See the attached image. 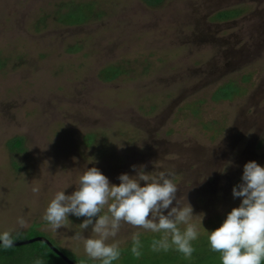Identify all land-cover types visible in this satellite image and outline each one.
Returning <instances> with one entry per match:
<instances>
[{
	"label": "rangeland",
	"instance_id": "obj_1",
	"mask_svg": "<svg viewBox=\"0 0 264 264\" xmlns=\"http://www.w3.org/2000/svg\"><path fill=\"white\" fill-rule=\"evenodd\" d=\"M186 3L0 0V233L44 236L78 264H100L73 237L85 217L70 214L53 231L42 216L57 191H75L87 167L119 185V175L143 166L151 175L174 172L178 197L186 193L194 215L204 214V228L186 258L174 248L153 251L159 234L126 224L113 264H220L204 229L239 206L232 189L243 166H264V44H252L264 0L223 2L240 13L218 24L189 17ZM229 48L234 56H223ZM108 67L117 72L111 79ZM15 136L22 150L10 146ZM137 231L140 257L131 253ZM30 247L0 256L1 264H28Z\"/></svg>",
	"mask_w": 264,
	"mask_h": 264
},
{
	"label": "clouds",
	"instance_id": "obj_2",
	"mask_svg": "<svg viewBox=\"0 0 264 264\" xmlns=\"http://www.w3.org/2000/svg\"><path fill=\"white\" fill-rule=\"evenodd\" d=\"M132 167L136 169L135 165ZM173 176L171 170L151 175L141 166L136 175H119L120 183L115 185L99 168L87 167L79 176L75 191L66 195V188L55 193L42 219L57 231L70 222V214L85 217L73 237L83 240L85 255L100 264H113L121 258L116 237L126 224L159 234V238L152 240L153 251L167 252L174 248L190 258L204 214L194 215L186 193L178 197L180 188ZM32 191L38 195L39 188ZM232 195L240 198L239 206L231 209L218 228L204 229L210 249L219 253L220 264H264V166L256 161L247 162ZM197 216L201 217L199 224L193 219ZM18 224L22 228L27 226L23 218L18 219ZM89 227L92 235L85 237L83 233ZM140 235L137 231L132 236L131 253L136 257L141 256ZM15 239L11 231H4L0 233V246L11 248ZM34 264L44 261L37 258Z\"/></svg>",
	"mask_w": 264,
	"mask_h": 264
},
{
	"label": "flooded vegetation",
	"instance_id": "obj_3",
	"mask_svg": "<svg viewBox=\"0 0 264 264\" xmlns=\"http://www.w3.org/2000/svg\"><path fill=\"white\" fill-rule=\"evenodd\" d=\"M150 3H154L157 4L158 2H160L161 0H149ZM187 3L186 5H188L187 7V11H191V13L189 12V17L191 15V17L194 15H197L198 17H212L213 19H217L218 21L216 22H212L210 21V23L212 24H218L224 20L221 21V19H225V18H229L231 16L233 17V21H236V17L237 15L240 13H238L237 9H224L223 8V2H225L226 4L232 3L233 1L236 0H200L202 2V4L200 6H193V0H185ZM189 1H191V5L189 6ZM223 1V2H222ZM222 2V3H221ZM190 7V9H189ZM255 14L258 17V19L256 18V23L253 27L255 29V31H252L253 33L256 32V35L254 36V39L252 41V44L255 46H259L261 43L264 44V6H262L261 8H256L255 9ZM188 16V15H187ZM236 16V17H235ZM225 22V21H224ZM252 37V36H251ZM234 52L233 49H230L228 51H224L222 52L223 56H225V54H229L230 56H234Z\"/></svg>",
	"mask_w": 264,
	"mask_h": 264
},
{
	"label": "trees",
	"instance_id": "obj_4",
	"mask_svg": "<svg viewBox=\"0 0 264 264\" xmlns=\"http://www.w3.org/2000/svg\"><path fill=\"white\" fill-rule=\"evenodd\" d=\"M65 13H69V12H65ZM72 14H69V17H71ZM68 17V18H69ZM83 19V18H81ZM109 68V67H108ZM105 69V71L103 72L105 79H111L113 77H115V75L117 74V72L112 68H109V70ZM109 73V76H106L105 73ZM111 72V73H110ZM223 87V86H222ZM222 87H219L217 89V93H219L220 89ZM225 94L220 96L223 98H228L229 95H227V92H224ZM216 97V96H215ZM217 98V97H216ZM9 144L12 148H17L18 150H22V146H23V139L21 136H15L13 137L10 141ZM27 243H31L32 247L30 253V259L31 261L28 264H34V261L37 258H40L44 261V264H68L61 256H59L50 246H48L47 243H45L42 240H35L32 242H27ZM25 243V244H27ZM24 244H16L11 248L5 249L2 246H0V256L7 258L10 257L15 253V251L21 247H23ZM61 252H63L67 257H69L70 259H72L76 264H78V262H76L73 258H71V256H69L65 250L63 249H59ZM95 264H98V262H93ZM1 264V261H0Z\"/></svg>",
	"mask_w": 264,
	"mask_h": 264
},
{
	"label": "water",
	"instance_id": "obj_5",
	"mask_svg": "<svg viewBox=\"0 0 264 264\" xmlns=\"http://www.w3.org/2000/svg\"><path fill=\"white\" fill-rule=\"evenodd\" d=\"M35 240H42L44 241L45 243L48 244V246H50L59 256H61L68 264H76L72 259H70L69 257H67L63 252H61L58 248L54 247L52 245V243L47 239L45 238L44 236H34V237H31L27 240H23V241H15L14 245L16 244H25L27 242H32V241H35Z\"/></svg>",
	"mask_w": 264,
	"mask_h": 264
}]
</instances>
